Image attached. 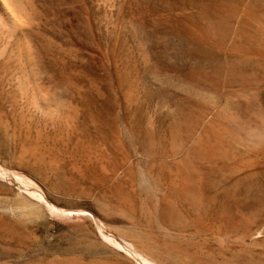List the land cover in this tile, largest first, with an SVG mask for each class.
Returning <instances> with one entry per match:
<instances>
[{
	"label": "rangeland",
	"instance_id": "obj_1",
	"mask_svg": "<svg viewBox=\"0 0 264 264\" xmlns=\"http://www.w3.org/2000/svg\"><path fill=\"white\" fill-rule=\"evenodd\" d=\"M24 1L0 264H264V0Z\"/></svg>",
	"mask_w": 264,
	"mask_h": 264
},
{
	"label": "bare ground",
	"instance_id": "obj_2",
	"mask_svg": "<svg viewBox=\"0 0 264 264\" xmlns=\"http://www.w3.org/2000/svg\"><path fill=\"white\" fill-rule=\"evenodd\" d=\"M26 4H28V3H25L24 0H0V35H4V39H7L6 44H4V46H2L1 51H0V56L4 58L3 63H2V67H3L2 70H4V69H6L7 71L12 70L14 72V74H16L17 78L20 76L19 77L20 80L22 77H24V74L27 73L28 70L26 68L31 67V65L34 62H37V55H36L37 51H35L32 41L29 39V36H27L28 34L27 35L25 33H24V35L19 34L20 30L25 31L23 29L24 25L26 24V26H27V22L29 21V18H31L28 14V8H27ZM32 14H33V12H32ZM1 39H2V37H1ZM32 66L34 67L35 65H32ZM33 67H31V68H33ZM29 71H31V70H29ZM32 74H35V72H32ZM32 74H31V77H34V76H32ZM17 75H19V76H17ZM26 75L29 76L28 73ZM27 76H25V77L27 78ZM28 80H27L28 84H30L31 82L34 81L33 78L31 79L33 81H31L30 83ZM18 81L19 80H17V82ZM22 82L24 84L23 79L21 80V83ZM19 83H20V81H19ZM19 83H17L19 86L15 85V86H17V88L18 87L20 88V86L23 85V84H21V83L19 84ZM24 86H25V84H24ZM34 86H36V84ZM34 89H35V87H34ZM35 92L37 93L38 91H35ZM31 99L32 100L30 101L31 102L30 104L33 105L35 108H38L41 110L47 108V111L52 110V107L51 106L49 107L45 103V101H47V100L44 97L42 98V96L41 97L40 96H33V98L31 97ZM173 249L174 248H172L171 250H173ZM172 252H174V251H172ZM136 253H130V255L133 256V258H135L139 264H156V263L152 262V261H154V260H152V258H151V260H152L151 261V260H149V258L143 257L142 255H140V254L138 255ZM176 257H178V256H176ZM175 260L176 259L174 258V261Z\"/></svg>",
	"mask_w": 264,
	"mask_h": 264
}]
</instances>
